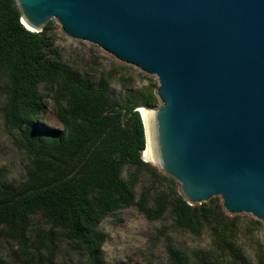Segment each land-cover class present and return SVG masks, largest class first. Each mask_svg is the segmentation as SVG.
<instances>
[{
  "label": "trees",
  "instance_id": "trees-1",
  "mask_svg": "<svg viewBox=\"0 0 264 264\" xmlns=\"http://www.w3.org/2000/svg\"><path fill=\"white\" fill-rule=\"evenodd\" d=\"M20 18L16 0H0L2 108L6 122L20 131L18 146L28 160L24 179L0 177V238L17 243L16 257L24 264H58L55 246L64 238L85 256L84 264H105L101 248L106 234L98 228L100 221L135 205L153 220L170 211L177 228L197 236L208 227L221 251L193 259L170 243L168 264H255L238 253L237 217L217 198L191 205L175 184L166 192L142 181L143 172L151 183L170 179L142 158L145 132L134 109L159 105L155 87L144 86L123 101L111 97L108 81L94 82L64 65L54 45L52 20L32 32ZM49 96L60 130L37 122ZM127 165L134 170L124 176ZM35 214L49 228L32 229Z\"/></svg>",
  "mask_w": 264,
  "mask_h": 264
},
{
  "label": "water",
  "instance_id": "water-1",
  "mask_svg": "<svg viewBox=\"0 0 264 264\" xmlns=\"http://www.w3.org/2000/svg\"><path fill=\"white\" fill-rule=\"evenodd\" d=\"M16 2L32 32L55 19L68 36L155 75L159 105L134 108L150 163L189 204L219 196L228 214L264 223V0Z\"/></svg>",
  "mask_w": 264,
  "mask_h": 264
},
{
  "label": "rangeland",
  "instance_id": "rangeland-1",
  "mask_svg": "<svg viewBox=\"0 0 264 264\" xmlns=\"http://www.w3.org/2000/svg\"><path fill=\"white\" fill-rule=\"evenodd\" d=\"M50 20L55 33L54 45L64 65L79 76L94 82L100 79L108 81L111 97L123 101L141 91L144 86L151 85L156 88L159 84L155 75L120 61L92 42L68 36L55 19ZM40 90L45 91L44 88ZM45 101V108L40 112V117H37L38 124L49 130L62 129L51 97H47ZM3 104L4 98L0 90V177L7 180H21L26 176L25 165L28 160L24 149L18 146L22 140L20 131L6 122ZM133 170V167L127 165L123 175ZM142 175V181L151 189L157 188L167 192L173 189V184L179 185L172 176L167 175L170 179L160 177L151 183L152 179L147 173L143 172ZM214 198H217L222 205L219 196ZM231 216L237 217L238 233L235 246L238 253L250 258L255 264H260L264 261L262 238L264 223L250 213L242 212ZM30 222L32 229L49 228L48 223L38 214L32 215ZM98 228L106 234L101 248L105 264H168L166 247L170 243L193 259L207 256L214 250H217V254L221 253L215 246L208 227H205L198 236L177 228L170 211L162 218L153 220L137 206L132 205L104 217ZM55 247L56 263H85V256L68 240L59 238ZM15 251H19L15 241L5 237L0 238V257L4 259V264H24L16 257Z\"/></svg>",
  "mask_w": 264,
  "mask_h": 264
},
{
  "label": "bare ground",
  "instance_id": "bare-ground-1",
  "mask_svg": "<svg viewBox=\"0 0 264 264\" xmlns=\"http://www.w3.org/2000/svg\"><path fill=\"white\" fill-rule=\"evenodd\" d=\"M141 111H142V113L144 115V118L147 121V118H148L149 113L145 109H141ZM147 126H148V123H147ZM148 144L150 145V142L149 141H148ZM142 155L145 158V160H147L149 162L152 160L151 151H150V149L148 147H147V149L144 151V153Z\"/></svg>",
  "mask_w": 264,
  "mask_h": 264
}]
</instances>
